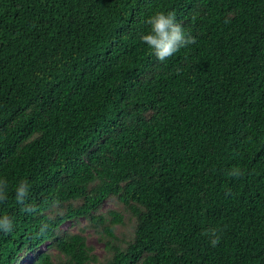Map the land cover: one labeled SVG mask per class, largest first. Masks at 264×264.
I'll return each mask as SVG.
<instances>
[{
    "label": "trees",
    "instance_id": "trees-1",
    "mask_svg": "<svg viewBox=\"0 0 264 264\" xmlns=\"http://www.w3.org/2000/svg\"><path fill=\"white\" fill-rule=\"evenodd\" d=\"M0 181V264H264V0H0Z\"/></svg>",
    "mask_w": 264,
    "mask_h": 264
},
{
    "label": "clouds",
    "instance_id": "clouds-1",
    "mask_svg": "<svg viewBox=\"0 0 264 264\" xmlns=\"http://www.w3.org/2000/svg\"><path fill=\"white\" fill-rule=\"evenodd\" d=\"M145 23L148 25V29L144 34L140 35L139 39L141 43L145 44L147 48L151 50L152 54L159 62L167 60L181 48L195 43V38L185 33L182 26L176 22L175 14L172 12H155L146 19ZM229 175L232 177H241L243 176V172L239 169H233ZM6 186L7 185L4 182L0 181V202L7 199L5 193ZM15 192L17 203L24 206L22 210H32L31 205L26 203L29 195L28 182H21ZM46 227V224L43 225L41 231ZM12 229V219L6 215L0 217V231L7 234L11 232ZM207 234L208 233H205V235ZM211 235L214 237V239L211 240V243L212 246L215 247L219 243V237L216 236L214 231ZM41 250H44L42 249V246ZM26 257L28 258L27 264H29L33 259V255L28 254ZM20 262L21 260H19V263Z\"/></svg>",
    "mask_w": 264,
    "mask_h": 264
},
{
    "label": "rangeland",
    "instance_id": "rangeland-1",
    "mask_svg": "<svg viewBox=\"0 0 264 264\" xmlns=\"http://www.w3.org/2000/svg\"><path fill=\"white\" fill-rule=\"evenodd\" d=\"M110 205H112L111 203H106L104 202L102 204V211L106 210V209H111ZM70 227V223H65V225H63V229H69ZM88 244L92 246V249L94 251L95 254H100V251L102 250V245L101 243H99L95 237H89L88 238ZM46 245L43 244L42 245V249L45 250ZM28 254L23 255L22 257L19 258V260H21V262L19 264H27L28 258L26 257Z\"/></svg>",
    "mask_w": 264,
    "mask_h": 264
}]
</instances>
